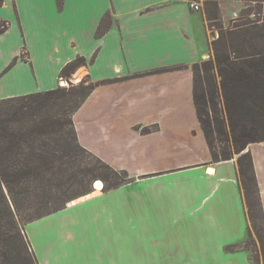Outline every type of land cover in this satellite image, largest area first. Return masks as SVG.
<instances>
[{
	"label": "crops",
	"instance_id": "crops-1",
	"mask_svg": "<svg viewBox=\"0 0 264 264\" xmlns=\"http://www.w3.org/2000/svg\"><path fill=\"white\" fill-rule=\"evenodd\" d=\"M0 23V100L55 90L84 58L73 76L96 88L74 115L78 141L128 176L26 225L40 264H258L239 165L213 160L194 102L193 67L213 53L204 9L0 0ZM247 151L264 224V142Z\"/></svg>",
	"mask_w": 264,
	"mask_h": 264
},
{
	"label": "trees",
	"instance_id": "trees-1",
	"mask_svg": "<svg viewBox=\"0 0 264 264\" xmlns=\"http://www.w3.org/2000/svg\"><path fill=\"white\" fill-rule=\"evenodd\" d=\"M206 14L221 33L212 42L213 57L193 67L194 102L215 162L233 158L232 151L225 150L220 156L213 151V136L223 133L226 124L220 116L223 106L236 153L242 154L238 161L240 181L249 215L259 237L264 239L253 161L250 152H244L248 145L264 141V26L242 24L236 30L224 31L217 2L207 4ZM6 28V23L1 25L0 34ZM85 65L84 58L76 59L63 69L62 77L71 78ZM95 88L93 83L84 86L82 82L69 91L59 87L0 100V264H40L24 224L57 213L75 199L92 193L93 181L102 177L97 170L106 171L108 179L115 178L103 190L128 181L126 175L119 181L122 173L78 141L74 115ZM73 99L77 102L76 112L69 120H63L58 109L62 111L61 107L65 108ZM208 108L217 130L213 121L205 118ZM83 153L95 157L97 165L86 168Z\"/></svg>",
	"mask_w": 264,
	"mask_h": 264
},
{
	"label": "rangeland",
	"instance_id": "rangeland-1",
	"mask_svg": "<svg viewBox=\"0 0 264 264\" xmlns=\"http://www.w3.org/2000/svg\"><path fill=\"white\" fill-rule=\"evenodd\" d=\"M198 3L202 4V9L205 10L206 12V8H207V4H214V2H217L219 7H220V22L223 25V30L224 31H230V30H236L239 27H237V25H242V24H246L247 26H259V27H263L264 26V0H196ZM3 25V23H0V26ZM213 23L209 22V27L210 30L212 31V35H213V40H216L219 38V35L221 33V30L217 29L216 27L212 26ZM211 57H213V53L210 55V57H207L205 60L203 61H207L209 60ZM202 61L200 62L201 65ZM201 69V73H204V69ZM65 78V77H63ZM65 79H67L68 84H64V87H60L62 89H66V90H70L73 86L78 87L82 82L84 83V86H92V82L88 77H83L81 79V81H76L75 77L72 75L71 78L66 77ZM75 80V81H71ZM42 93V92H41ZM36 94V93H35ZM76 99H73L70 103H68L65 108H62V111L60 110V108L58 109L59 114L61 115L63 120H69L71 118V116H73V113H75V107H76ZM209 110V111H208ZM220 110L221 112V118L222 120L226 121V124L224 125L225 127H223V133H216L213 136V151L217 153V155H222V153L225 150L228 151H232V156L233 158L231 160H235V162L239 165V158L242 154H237L236 150H235V145H234V139H233V135L230 131V128L228 126V119L225 113V110L223 108V106H220ZM208 113H209V117H208ZM66 114V115H64ZM205 118L206 119H210L213 121V128L215 130H217V126H215L214 124V115L212 112H210V109H207V112H205ZM220 118V119H221ZM264 142V141H261ZM250 147V145H248L247 149ZM247 149L244 151L245 153H247ZM83 163L85 165L86 168H92L95 167L98 163L97 159L95 157H93L92 155L88 154V153H83L81 154ZM223 161V160H220ZM229 161V160H227ZM97 174H100L102 177L94 180L92 183V193L97 192V188H95V185L98 182H102L104 184V187L110 186L111 184H113L115 182V178H107V173L106 171L100 169L97 170L96 172ZM122 173L121 176H119V181H121L122 179H125L124 176L126 175V177L128 178L127 174H124L123 172H119ZM97 187V185H96ZM78 191H72V194H78ZM91 194V193H90ZM89 195V194H88ZM84 197V196H83ZM247 197V196H246ZM253 197V196H252ZM81 198V197H80ZM77 198L74 201H72L71 203L75 202L76 200L80 199ZM255 199V197H253ZM247 202V201H246ZM71 203H69L68 205H70ZM257 223L261 222V219L258 218L256 219ZM31 223V222H30ZM29 223H25L24 227L26 228V225H28ZM26 233V230H25ZM257 231L256 228V224H254V221H252V231L251 234L249 236V238L246 240V248H248L250 250V252L252 253V256L257 260L258 264H264V239H261V237H259V233Z\"/></svg>",
	"mask_w": 264,
	"mask_h": 264
},
{
	"label": "built area",
	"instance_id": "built-area-1",
	"mask_svg": "<svg viewBox=\"0 0 264 264\" xmlns=\"http://www.w3.org/2000/svg\"><path fill=\"white\" fill-rule=\"evenodd\" d=\"M186 1H188L190 3L191 8L193 10L200 11L202 9L201 4L198 3L197 1H195V0H186ZM64 84H68V81L62 79L60 82V87H64ZM95 188H96V185H95Z\"/></svg>",
	"mask_w": 264,
	"mask_h": 264
},
{
	"label": "bare ground",
	"instance_id": "bare-ground-1",
	"mask_svg": "<svg viewBox=\"0 0 264 264\" xmlns=\"http://www.w3.org/2000/svg\"><path fill=\"white\" fill-rule=\"evenodd\" d=\"M96 185H97L96 188H97L98 192L103 190L104 184L102 182H98Z\"/></svg>",
	"mask_w": 264,
	"mask_h": 264
}]
</instances>
